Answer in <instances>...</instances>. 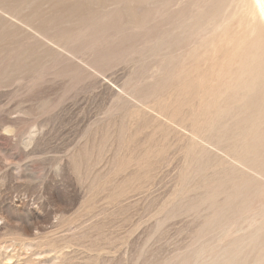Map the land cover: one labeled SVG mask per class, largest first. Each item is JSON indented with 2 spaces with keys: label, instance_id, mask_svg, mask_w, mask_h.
Returning <instances> with one entry per match:
<instances>
[{
  "label": "rangeland",
  "instance_id": "1",
  "mask_svg": "<svg viewBox=\"0 0 264 264\" xmlns=\"http://www.w3.org/2000/svg\"><path fill=\"white\" fill-rule=\"evenodd\" d=\"M260 9L0 0V264H264Z\"/></svg>",
  "mask_w": 264,
  "mask_h": 264
},
{
  "label": "bare ground",
  "instance_id": "2",
  "mask_svg": "<svg viewBox=\"0 0 264 264\" xmlns=\"http://www.w3.org/2000/svg\"><path fill=\"white\" fill-rule=\"evenodd\" d=\"M259 2H260V0H253L254 6H255V8H257V10H258V6H259ZM260 10H262V11H260ZM260 10H259V12H260L259 13V23L255 22L253 20L251 22L250 20H247V19H244V18L242 20H240L241 21V26L244 29V33L245 34H252V33L255 32L256 35H257L256 40H259L261 38V36H263V32L262 33L260 32V27H259L258 24H262V26H264V9H260ZM257 20H258V18H257ZM255 42L256 41H254V43ZM256 47L257 46H253V48H256ZM253 54H254L253 55L254 57L252 58V61L253 62L256 61V63L259 64L260 56L258 57L255 52Z\"/></svg>",
  "mask_w": 264,
  "mask_h": 264
}]
</instances>
